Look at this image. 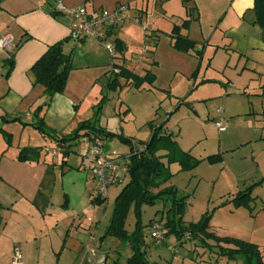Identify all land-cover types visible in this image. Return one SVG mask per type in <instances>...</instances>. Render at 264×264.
Segmentation results:
<instances>
[{"label":"rangeland","instance_id":"obj_1","mask_svg":"<svg viewBox=\"0 0 264 264\" xmlns=\"http://www.w3.org/2000/svg\"><path fill=\"white\" fill-rule=\"evenodd\" d=\"M193 1L181 0L182 4L187 6ZM181 2L179 0H169V2L148 0L147 3L144 1L143 5L147 4V10L144 12H137V7H135L141 2L131 3V7H128L131 18L119 26L116 32V35L123 38L125 42L124 51L122 54L117 53L118 55L114 58L104 46L94 41L99 47V50L96 49V55L97 61L101 63L98 65L101 67L82 70L84 72H81L82 77L71 80L73 85L81 83L82 86L84 84L81 88L84 100L79 106L80 115L85 117L83 119L91 121L93 125L115 135L105 139L101 137L103 151L106 155L122 156L123 161L131 153L132 148L137 147L141 142L148 141L151 134L148 126L150 121L154 126L164 123L159 134H170L182 150L191 151L189 154L196 158L201 155L219 153L224 159L223 165L221 162L216 164L202 162L194 170L179 171V167L174 166L176 163L170 164L169 170L172 176L161 184L159 189L174 187L178 197L186 196L184 212L181 215V220L185 224L195 223L205 215H209V233L217 237H228L233 234L244 235V241L258 247L256 241H264V227L255 228L254 217L251 216H254L258 206H264V184L260 182L264 167L252 158L249 145L245 147L244 143L248 138L255 139V134L260 130L256 128H264V98L254 94L259 89L255 84L246 86L251 79L257 81L259 76L252 72H241L240 66L236 70L224 69L225 57L217 54L209 60L210 57L206 55L199 81L194 83L196 79L195 72H193L195 57L188 54L187 58L174 55L166 34L173 23L177 25L180 22L179 16L182 17V21L189 17V10L186 17L187 9L184 7L181 9ZM200 2L203 10L205 7H212L213 10L217 9L219 15L222 16L228 0H200ZM211 10L209 9L208 12ZM210 16L207 12L204 16L203 30L206 35L211 34L209 32ZM190 17H192L191 14ZM219 19L220 17L216 19V22ZM190 23L186 30L189 32V37L198 39L199 28ZM3 35L6 34L0 33V36ZM157 37L159 38L154 41ZM69 39L78 42L70 37V32ZM113 40L112 37L108 39L114 46ZM203 47L204 44H196L198 50L203 51ZM209 48L214 50V47ZM86 50L79 48L76 52V59L83 55V52H87ZM191 54L194 55V51ZM86 55L91 56L90 53ZM143 55H146L147 62L141 61L144 59ZM152 61H154L153 64ZM208 62H211L209 67ZM115 63L125 68L137 65L147 67L145 69L156 75V87L150 90H138L131 85H126L125 78L116 75L119 68L112 66ZM206 68L205 77L210 80H201ZM100 69L106 71L103 74L106 77L96 82L93 87L87 84L86 80L96 75ZM145 71L141 72L145 73ZM261 77H264V72L261 73ZM114 79L117 82L111 84ZM196 84L197 87L203 84L209 88L220 89H224L222 85L230 86L234 92L233 95L227 97L220 95V98L215 92L212 99L206 101H195L191 97L188 99L196 89ZM192 88H194L193 91H191ZM201 97L203 96H199V99ZM218 107L224 111L216 116L215 111ZM195 110L198 115L195 114ZM212 116L216 117L215 120L211 119ZM218 117H222V125L225 127L223 132L215 128L214 122L218 121ZM10 119L18 120L6 122L0 117V154L18 156L25 147L38 148L41 158L44 157L49 164L55 163L53 167L58 172L57 190H60L62 185L63 192L72 194L70 196L72 199H70L78 203L76 197H83L84 182L88 181L90 187L95 186L92 197L97 196L95 181L90 177L91 171L83 167L79 169L80 160L86 164L83 153L86 145L90 144L89 139L80 140L69 147L66 155L62 154L65 148L58 147L61 155L55 161L50 153L44 152L46 146L55 147L54 141L47 136H42L31 124L32 119L20 120V117ZM79 144L83 145L82 149ZM253 144L250 145L253 146ZM161 153L163 152H158L159 155ZM63 157L66 163L62 162ZM162 160L167 163L166 159ZM62 163L63 174L60 172ZM127 181L128 177H125L121 183L111 185L108 188L106 200L96 205V215L98 216L100 211L103 218L92 247L106 253L107 258L103 264H113L115 260L124 264L126 258L131 256L130 249L125 248L126 245L113 237L107 236L102 239V242L99 241L111 218L114 200ZM246 189H250L253 200L248 208L235 209L228 201L232 200L238 192ZM155 191L157 190L153 192ZM0 196H2L1 193ZM87 196H89L88 192L85 197ZM169 204V200H157L154 204L142 205L139 217L135 215L133 208H130L127 213L125 229L128 233L135 230L138 222L142 226L143 250L148 262L152 264L243 263L244 259L241 255H235L233 258L229 255H220L219 248L213 241L203 244L201 240L189 239L185 234L178 238L174 233H169L164 237L162 226ZM81 212L86 217L89 214L88 210ZM6 215L4 213L3 217ZM153 224L163 236L160 244H157L150 235ZM258 249L264 256V245ZM5 250L6 242L0 241V264H5Z\"/></svg>","mask_w":264,"mask_h":264},{"label":"crops","instance_id":"obj_2","mask_svg":"<svg viewBox=\"0 0 264 264\" xmlns=\"http://www.w3.org/2000/svg\"><path fill=\"white\" fill-rule=\"evenodd\" d=\"M137 1L141 2L139 6H135L137 12L147 10V4L143 5V2L147 3L148 0ZM137 1L0 0V33L3 32L12 38V44L5 50L0 51V117L7 119L20 117V120L32 119L34 122L36 116H38L54 138L60 139L63 136L72 134L80 123L87 120L83 119L85 117L80 115L79 110L80 103L84 100V95L81 93L84 84L82 86L81 83L80 85L78 83L73 85L71 80L72 78L82 77V73H84L82 70L86 69L87 71V69L101 67V65H98L101 63L97 61L96 55V49L99 50V47L90 38H84L78 42L69 39V20L55 11V5L61 2L68 8L83 7L89 15H95L102 10L112 11L118 5L124 3L129 4L131 7V3ZM167 1L169 2V0ZM179 1L181 2V0ZM180 7L181 9L183 7L187 9L185 11L186 17L189 10L187 19H191L190 25L199 28L200 36L198 39L190 38L188 31H182V33L196 44H204L200 59L188 53L189 56L195 57L193 72H195L196 79L194 83L199 81V75L205 63V56H209V60H212L218 54L226 58L223 65L224 69L236 70L240 66L241 72L258 74L257 81L251 79L246 86L255 84L256 88L259 89L254 94L264 98V77H261V73L264 72V29L254 24L253 0H228L224 6L222 16L219 15L217 9L213 10L212 7H205L203 10L200 0H194L189 6L183 5L181 2ZM209 9L212 10L208 12ZM206 12L211 15V21L209 22L210 35H206L203 30ZM190 14L192 17H190ZM195 17L196 19L193 20ZM216 17H220L218 22H216ZM178 18H180V22L177 25L182 22V17L179 16ZM173 25H176V23H173ZM118 28L120 27L112 30L109 38L118 39L125 45L123 38L121 39L116 35ZM169 32L166 34L168 35ZM114 40L113 44L115 46ZM58 42L62 43L63 54L69 56L72 69L68 74L64 91L60 94H54L48 100L43 88L39 85H33L29 69L46 52L49 46ZM209 47H214V50ZM79 48L87 49V52H83L84 54L76 59V52ZM173 51L174 55L184 58L189 57L185 53ZM150 52L153 53V51ZM86 53H90L91 56L89 57ZM10 55H13V67L8 77L5 78V74L9 69V65L5 62ZM142 57L144 59H141V61L147 62L146 55ZM153 63L154 61H152ZM210 63L208 62V67ZM145 68L147 67L143 65L142 67L137 65L132 68L126 66V69L139 76L145 74L141 72L143 70L151 72ZM207 68L201 80H210L205 77ZM104 73L106 71L100 69L96 75L90 76L86 83L91 84L93 87L96 82L106 77L103 75ZM151 73L155 78L153 83L149 86L143 84L140 89L150 90L152 87H156V75L153 72ZM202 85L197 87L196 84V89L192 88L191 91L193 89L194 91L188 99L191 97L195 101H206L212 99L215 92H217L216 96L218 94L219 98L220 95L227 97L233 95L234 92L230 86L222 85L224 89H220ZM199 96L203 97L199 99ZM47 101L48 104H46ZM38 107H41V109L37 114L35 110ZM194 112L197 114L196 110ZM215 114L218 116L216 111ZM215 118L214 116L211 117L213 120ZM218 118L222 119V117ZM256 129L260 130L255 134V139L248 138L244 146L249 145L252 158H255L256 162L264 167V128ZM95 137L101 139L102 136L86 135L80 137L78 141L84 139L91 141V138ZM56 139H53L54 143H56ZM251 143H254L253 146L250 145ZM79 146L82 149L83 145L79 144ZM184 152L190 153L191 151L186 150ZM161 154H164V152ZM14 155L0 154V193L2 194L0 196V241L6 242L5 264L10 262L14 245H18L22 250L23 264H90L88 258L92 257L95 252L105 254L101 263L103 264L107 258L106 253L92 247L103 218L100 211L98 216L96 215L97 206L91 203L95 186L90 187L89 182L85 181L84 195L83 197H76L78 203H74L70 197L72 194L69 195L63 192L62 185L60 190H57L58 172L53 167L55 163L49 164L44 157H40L38 163L19 162L17 156ZM59 156L54 160L56 161ZM207 156L201 155L197 159H204ZM221 159V163L224 162L222 157ZM62 161L66 163L64 158ZM162 162L165 163L163 160ZM202 162L206 161L203 160ZM62 165L60 164V169ZM174 166L179 167L177 164H174ZM82 167L83 169H89L88 165L80 160L79 169H82ZM63 171L64 169L60 170L62 174ZM261 176L260 182L264 184V172L261 173ZM90 177L93 179L91 173ZM87 192L89 196L85 197ZM85 210L89 211L87 217L83 216L81 212ZM255 211L254 216H251L254 217L255 228L264 227V206H258ZM4 213L7 215L3 217ZM228 237L245 240L244 235L240 234H233V236ZM99 241L102 242V237ZM256 244L260 248L264 245V241H256ZM124 247L129 249L127 245ZM262 259H264V256H262ZM93 264L97 263L94 262Z\"/></svg>","mask_w":264,"mask_h":264},{"label":"trees","instance_id":"obj_3","mask_svg":"<svg viewBox=\"0 0 264 264\" xmlns=\"http://www.w3.org/2000/svg\"><path fill=\"white\" fill-rule=\"evenodd\" d=\"M126 5L129 7V4L126 3ZM252 10L255 14L254 24L264 29V0H253ZM195 19L196 17L193 18V20ZM190 21L191 19H186L179 25H173L168 37L173 50L185 54L194 51V56L200 59L202 50L196 49V43L182 33V31L187 30ZM114 43V50L116 51L112 56L113 58L116 57V53L122 54L124 50V45L121 41L116 39ZM5 63L9 65V69L5 74V78H7L13 67V55L8 56ZM112 66L119 68L116 75L123 76L126 83L138 90L143 84L151 85L155 79L154 75L149 71L145 72L143 76H139L123 66L116 64ZM71 69L70 58L63 54L62 43L58 42L48 47L46 52L32 64L29 72L33 79V85L41 86L49 100L54 94H60L64 91ZM115 82H117L116 79L112 80L111 84ZM48 103L47 101L46 104ZM40 109L41 107H38L35 112L38 114ZM2 119L6 122L18 120L3 117ZM31 124L42 136H47L52 140L56 139L46 129L38 116ZM148 126L151 131L150 138L147 142L139 144V146L144 147L143 150L132 148L131 153L128 155L125 174V177H128V181L114 200L111 218L102 239L110 236L129 247L131 256L126 258L124 264H152L145 259L143 250L144 239L140 222L137 223L132 233H128L125 229L126 216L130 208H133L135 215L139 217L142 205H151L157 200H169L170 204L162 226L164 237L169 233H174L178 238L185 234L189 239L201 240L203 244L207 241H213L219 248L220 255H229L230 258L235 255H241L244 259L242 264H264L262 255L255 244L227 236L217 237L209 233V215H205L195 223L185 224L181 220V215L184 212L186 196L178 197L174 187L159 189L161 184L172 176L169 171L170 164L176 163L179 166V171H191L203 160L208 164L221 162V155H210L204 159L194 158L188 152L182 151L170 134H159V130L163 128L164 123L154 126L152 122H149ZM91 134L95 136L101 135L104 139L109 136H115L113 133L105 132L103 129L93 125L88 120L80 123L72 134L56 139L54 146L64 147L62 154L66 155L69 152V147L76 144L80 137L91 136ZM159 151L164 152V154L159 155ZM39 158V149L30 147L23 148L17 156L19 162L38 163ZM162 159H166L167 163H163ZM154 190L157 191L153 192ZM105 200L99 197H92L91 203L92 205H99ZM252 200L250 189H246L243 192H238L228 203L231 202L234 208H248ZM113 264L121 263L119 260H115Z\"/></svg>","mask_w":264,"mask_h":264},{"label":"built area","instance_id":"obj_4","mask_svg":"<svg viewBox=\"0 0 264 264\" xmlns=\"http://www.w3.org/2000/svg\"><path fill=\"white\" fill-rule=\"evenodd\" d=\"M55 11L69 20V32L70 37L76 41L84 38H90L96 43L105 47L111 56L115 54L114 46L108 41L109 35L114 28H117L127 22L131 16L128 12V5H118L112 11H99L95 15H89L85 8H68L61 2L56 3ZM12 44V38L10 36L0 37V51L5 50ZM114 72H117L114 70ZM217 114H221V108H217ZM215 128L219 132L225 131V127L222 125V119L214 122ZM89 145H86L83 153L84 160L88 165L95 185L97 187V196L100 199H106L108 196V188L111 185L119 184L124 179L126 174V160L124 161L122 156L106 155L103 151V141L100 138L92 139ZM143 146H135L134 149L143 150ZM45 153H50L53 158L60 155V149L58 147L44 148ZM151 237L160 244L163 238L162 234L158 231V228L153 224ZM9 264H23L22 250L18 245H14L11 251V258Z\"/></svg>","mask_w":264,"mask_h":264},{"label":"water","instance_id":"obj_5","mask_svg":"<svg viewBox=\"0 0 264 264\" xmlns=\"http://www.w3.org/2000/svg\"><path fill=\"white\" fill-rule=\"evenodd\" d=\"M105 254L95 252L92 257L88 258V261L90 264H93L94 262L97 264H101L104 260Z\"/></svg>","mask_w":264,"mask_h":264}]
</instances>
